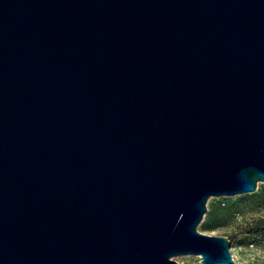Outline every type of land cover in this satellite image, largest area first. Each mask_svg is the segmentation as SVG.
Wrapping results in <instances>:
<instances>
[{
	"label": "water",
	"instance_id": "obj_1",
	"mask_svg": "<svg viewBox=\"0 0 264 264\" xmlns=\"http://www.w3.org/2000/svg\"><path fill=\"white\" fill-rule=\"evenodd\" d=\"M259 181L264 0H0V264L234 263Z\"/></svg>",
	"mask_w": 264,
	"mask_h": 264
},
{
	"label": "rangeland",
	"instance_id": "obj_2",
	"mask_svg": "<svg viewBox=\"0 0 264 264\" xmlns=\"http://www.w3.org/2000/svg\"><path fill=\"white\" fill-rule=\"evenodd\" d=\"M198 230L231 240L230 264H264V181L254 192L211 196ZM180 264H202L199 255H180Z\"/></svg>",
	"mask_w": 264,
	"mask_h": 264
}]
</instances>
